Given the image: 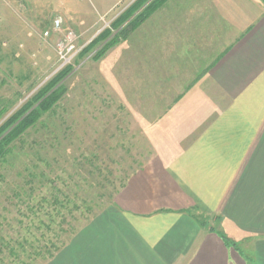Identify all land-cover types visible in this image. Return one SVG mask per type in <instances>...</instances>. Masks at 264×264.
Here are the masks:
<instances>
[{"label":"rangeland","instance_id":"rangeland-1","mask_svg":"<svg viewBox=\"0 0 264 264\" xmlns=\"http://www.w3.org/2000/svg\"><path fill=\"white\" fill-rule=\"evenodd\" d=\"M139 1L119 0L97 15V0L67 6L61 0H0V126L20 110L32 111L34 97L60 75L53 89L62 88L55 105L0 160V264H44L102 215L150 158L148 125L171 103L169 94L194 82L193 72L197 78L206 60L222 50L218 40L211 39L210 46L201 40L188 48L191 55L180 66L191 40L181 38L156 52L151 44L146 49L143 32L149 22L174 28L191 24L181 12H167L170 0L111 45L151 0ZM82 12L90 18L96 14L88 32L73 24ZM58 18L61 33H54ZM68 31L77 36L80 51L60 69L56 44Z\"/></svg>","mask_w":264,"mask_h":264},{"label":"crops","instance_id":"crops-1","mask_svg":"<svg viewBox=\"0 0 264 264\" xmlns=\"http://www.w3.org/2000/svg\"><path fill=\"white\" fill-rule=\"evenodd\" d=\"M118 1L97 0V15ZM170 1L167 12L191 24L149 22L146 49L191 40L180 66L201 40L222 50L169 94L148 125L150 158L113 203L44 264H264V0ZM95 17L82 12L73 24L88 32Z\"/></svg>","mask_w":264,"mask_h":264},{"label":"trees","instance_id":"trees-1","mask_svg":"<svg viewBox=\"0 0 264 264\" xmlns=\"http://www.w3.org/2000/svg\"><path fill=\"white\" fill-rule=\"evenodd\" d=\"M141 1L143 0H140L138 3ZM166 1L167 0H151L150 3L144 7L140 14L135 16L132 21L129 22L122 30L120 29L119 33L116 34V40L111 41L110 44L114 45L115 42L119 41L117 40L119 38L124 39L123 36L125 33L127 34L128 32L135 30L145 19V17L155 11ZM129 11L131 12V8ZM130 15H128L127 18H129ZM60 77L61 75L51 80L45 87L41 89L40 92H38V94L34 97V99H38V101L36 102V105L32 111L28 113L25 110H20L19 112L10 116L0 126V160L10 153L14 142L18 141L29 128L35 126L41 115L45 114L53 105H55L61 95L62 88H53ZM212 231L216 232L215 230ZM216 234L221 238L224 244L230 245L229 240L223 234L218 232H216ZM62 246L64 245H60L58 248H56V250L58 251ZM50 258L51 256H49V259Z\"/></svg>","mask_w":264,"mask_h":264},{"label":"built area","instance_id":"built-area-1","mask_svg":"<svg viewBox=\"0 0 264 264\" xmlns=\"http://www.w3.org/2000/svg\"><path fill=\"white\" fill-rule=\"evenodd\" d=\"M61 25V19H55L53 21L51 31H53L54 33H61ZM43 36L48 37L49 32H44ZM76 39L77 36L75 35V33L68 31L64 35H62V39H60V41L56 44V49L62 62L60 69L66 67V65L71 61V59H73L79 53L80 50H76L74 45ZM66 56L69 57L65 59Z\"/></svg>","mask_w":264,"mask_h":264}]
</instances>
